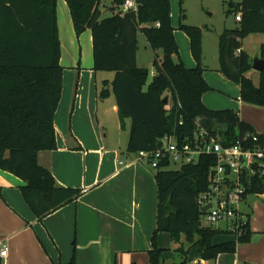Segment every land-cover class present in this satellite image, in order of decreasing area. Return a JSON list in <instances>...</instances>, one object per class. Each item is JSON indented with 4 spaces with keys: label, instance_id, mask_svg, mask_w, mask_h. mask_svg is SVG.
I'll return each mask as SVG.
<instances>
[{
    "label": "trees",
    "instance_id": "16d2710c",
    "mask_svg": "<svg viewBox=\"0 0 264 264\" xmlns=\"http://www.w3.org/2000/svg\"><path fill=\"white\" fill-rule=\"evenodd\" d=\"M65 1L75 34L91 33L93 71L114 73L111 81L103 80L98 98L112 94L120 122L130 120L127 157L159 148L164 135L174 136L179 143L186 137L192 139L197 124L212 135L220 134L224 143L255 131L236 111L211 109L202 102L203 93L211 89L202 75V28L183 23L181 0L178 28L188 37L194 67H186L179 56L170 0H135L136 10L126 12L120 10L124 0H111V14L106 17H101L100 0ZM56 5L57 0H0V170L24 182L22 197L37 218L79 193L76 188L56 186L52 173L37 160L38 152L56 148L54 113L63 75ZM226 12L239 14V20L218 36V71L238 84L241 101L264 107V68L254 84L247 74L253 70L250 56L242 49L247 35L264 33V0L229 1ZM138 32L154 52L149 83V70L136 62ZM258 55L264 58V44ZM259 138L264 143L262 134ZM167 160L154 170L156 228L149 263L164 264L156 242L158 231H167L175 241L184 234L188 242L186 248L177 249L181 259L171 264H185L191 246L197 247L200 258L214 259L221 253H233L237 243L248 242L247 211L243 233L226 242L212 243L222 230L199 225L202 212L196 199L208 187L213 156L201 154L195 162L176 169L169 168ZM256 193H264V177L253 179L245 195Z\"/></svg>",
    "mask_w": 264,
    "mask_h": 264
},
{
    "label": "crops",
    "instance_id": "0c3cea01",
    "mask_svg": "<svg viewBox=\"0 0 264 264\" xmlns=\"http://www.w3.org/2000/svg\"><path fill=\"white\" fill-rule=\"evenodd\" d=\"M176 1L170 0L171 20ZM56 14L61 48L60 24L68 38L75 31L69 9L63 22L57 9ZM88 31L75 36H87ZM174 36L182 61L194 66L188 37L176 31ZM177 38L182 39L186 54L181 53ZM202 66L203 78L211 88L202 95L204 105L236 111L264 136V107L241 101L238 84L218 71V61L209 67L202 56ZM70 69L63 68L62 92L54 113L56 148L38 152L37 160L52 173L56 186L76 188L79 193L37 218L22 197L24 182L0 170V240L7 244L0 264H150L148 250L156 228L155 171L143 160L127 157L130 120L120 122L114 96L98 98L103 80L111 81L113 76L102 79L98 87L99 72L92 71V63L83 67L78 59ZM120 160L125 164H119ZM244 209L249 213L248 242L237 243L233 253H221L214 259L200 258L197 247L191 246L185 264H264V193L248 195ZM199 225L205 227L200 221ZM224 227L219 226L222 233L215 235L212 243L233 239L223 232ZM156 242L164 264L178 262L181 255L177 249L188 246L184 234L175 241L167 231H158Z\"/></svg>",
    "mask_w": 264,
    "mask_h": 264
},
{
    "label": "built area",
    "instance_id": "2783aa9c",
    "mask_svg": "<svg viewBox=\"0 0 264 264\" xmlns=\"http://www.w3.org/2000/svg\"><path fill=\"white\" fill-rule=\"evenodd\" d=\"M136 7L135 0H124L120 10L126 12L136 10ZM234 19L239 20V14ZM197 126L192 139L186 137L179 143L174 136L164 135L160 138L159 148L138 151L135 159L143 160L155 169L166 158L169 164L180 166L195 162L201 154L213 156L208 170V187L196 199L199 209L208 206L202 212L200 222L216 229L225 224V230L237 238L248 220L244 209L246 190L253 179L264 177V143L257 131L245 132L224 143L220 134L212 135L199 124ZM125 162L120 160L119 164ZM6 253L7 244L0 240V256L4 257Z\"/></svg>",
    "mask_w": 264,
    "mask_h": 264
},
{
    "label": "rangeland",
    "instance_id": "374dc122",
    "mask_svg": "<svg viewBox=\"0 0 264 264\" xmlns=\"http://www.w3.org/2000/svg\"><path fill=\"white\" fill-rule=\"evenodd\" d=\"M229 1L238 2L240 0H182L181 2V7L185 14L183 23L186 25L199 26L202 28L203 62L206 63L209 67L216 65L218 61L217 42H218L219 34L223 31L224 28H232L236 25L234 16L232 14H227L226 12ZM61 3L64 4L63 9ZM110 6H111V0H100L99 9L101 10V17H106L111 14ZM56 9L59 14V20L63 22L64 17L66 18L68 14V7L66 2L64 0H57ZM171 21H172V26L174 27V32L175 31L179 32L181 36L187 38V35L178 28V24H179L178 0L176 1V3H173V16ZM60 29L62 36L61 63L63 68L66 71L71 70L70 69L71 66L76 65L78 59H80L81 66L83 67H90L91 63L93 66L91 33H87V36L88 37L90 36L89 40L86 35H81L80 38L78 39V37H76L75 34H72L68 38L67 32L66 30H64L62 24H60ZM177 39L178 41H180L179 43H181V53L185 52L182 45L183 43L182 39L181 40H179V38ZM261 43H264V33L249 34L246 36V38L242 40V45L245 51L249 54L251 60L254 57L258 56L259 46ZM137 46H138L137 63L139 66L146 67L149 70V76L147 81V83H149L152 79L154 72V67H153L154 52L141 32H138L137 35ZM179 56L182 59L180 55V50H179ZM185 66L190 67L187 66L186 64ZM98 72L99 73H97V77H96L98 87L100 86L99 83L101 82L102 79L111 78L114 75L112 71H98ZM247 74L252 78L254 84L258 83L257 71L251 70ZM99 89H101V87ZM104 102H107V100H105ZM177 167L178 165L174 163H171L169 165V168L171 169H176ZM152 170L155 169L152 168Z\"/></svg>",
    "mask_w": 264,
    "mask_h": 264
},
{
    "label": "water",
    "instance_id": "95a60500",
    "mask_svg": "<svg viewBox=\"0 0 264 264\" xmlns=\"http://www.w3.org/2000/svg\"><path fill=\"white\" fill-rule=\"evenodd\" d=\"M251 67L253 70L257 71V72H261L262 69L264 68V58H261V57H254L252 60H251ZM164 102L167 101V97H164L163 98ZM208 206H202L200 208V211L201 212H204L206 210Z\"/></svg>",
    "mask_w": 264,
    "mask_h": 264
}]
</instances>
